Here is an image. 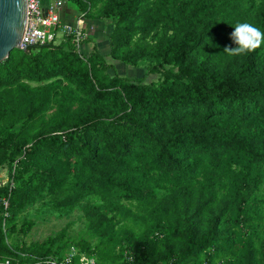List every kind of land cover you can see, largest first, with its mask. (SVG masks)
<instances>
[{
  "label": "trees",
  "instance_id": "obj_1",
  "mask_svg": "<svg viewBox=\"0 0 264 264\" xmlns=\"http://www.w3.org/2000/svg\"><path fill=\"white\" fill-rule=\"evenodd\" d=\"M65 1L71 27L0 63V256L70 249L60 235L5 244L36 204L82 206L111 252L72 248L96 264H243L255 249L243 251L241 230L264 252V0ZM82 20L111 26L109 39L95 44Z\"/></svg>",
  "mask_w": 264,
  "mask_h": 264
},
{
  "label": "rangeland",
  "instance_id": "obj_2",
  "mask_svg": "<svg viewBox=\"0 0 264 264\" xmlns=\"http://www.w3.org/2000/svg\"><path fill=\"white\" fill-rule=\"evenodd\" d=\"M47 0H44V4H46ZM65 5V4H64ZM64 7V6H63ZM61 8V10L63 9ZM100 9L98 7L93 8L92 10L87 11L90 16L98 14ZM75 10L71 15V20L75 19ZM86 21V22H85ZM81 21L80 24L85 26L84 24L89 25V20ZM76 22V20H75ZM92 22L96 24H100L101 27L97 30L94 27L90 26L89 30H87L90 36L92 35V39L95 44L102 46L104 44L103 40L109 39L113 28L110 26L106 28V30H102L105 24L100 22L99 20H92ZM102 28V29H101ZM84 30V29H83ZM102 30V31H99ZM104 38V39H103ZM92 42L83 43L81 49L87 55L91 51ZM145 45L142 42L138 35H134L131 42V47L141 48ZM144 67V64H141ZM120 70L121 74L134 75V69L128 68L131 71H126L125 66L119 65L116 67ZM152 77H149L147 80H151ZM8 166H4L0 168V186H3L8 181ZM262 196L264 198V184L262 186ZM261 208L264 209V204L261 205ZM134 212L138 215V211L134 210ZM31 223L30 228L27 227V223ZM25 223V224H24ZM122 223V222H121ZM24 224L23 229L22 225ZM16 232L12 237H8L5 240V244L7 246H11L14 242H20V246L25 245L29 246L32 244H41L47 238L57 237L58 235L62 244H67L68 246H76L80 242H85L90 246V251L93 252L97 258L101 254H108L111 252V249L105 246V243L102 242L96 236H93L89 232L88 222L85 219L84 212L82 206H78L72 210L65 211H54L52 209H47L40 204H36L31 210L22 214L20 218H18V223L15 228ZM3 231L7 232L6 228H3ZM250 231L249 230H241V240L243 242V251L249 249H255L254 253L251 255L243 253L244 258L242 259L243 264H264V252L260 249V242L257 239L249 240ZM19 246V247H20ZM235 250H238L237 247ZM241 257L240 254L236 255H225V256H213L209 261L205 257H201L199 259V264H236V260ZM108 261V260H107Z\"/></svg>",
  "mask_w": 264,
  "mask_h": 264
},
{
  "label": "built area",
  "instance_id": "obj_3",
  "mask_svg": "<svg viewBox=\"0 0 264 264\" xmlns=\"http://www.w3.org/2000/svg\"><path fill=\"white\" fill-rule=\"evenodd\" d=\"M64 3L65 0H47L46 4L44 0H26V25L20 50H25L29 46L43 45L54 39V29L61 23L60 10ZM77 28L79 29L80 26L78 25ZM71 29L69 28L67 33L71 32ZM65 30L66 28L61 29L62 32ZM74 34L78 44L83 36L77 29ZM3 204L5 208L8 205L7 201H3ZM0 264H96V261L70 248L60 259L51 256L26 263L16 258L0 256Z\"/></svg>",
  "mask_w": 264,
  "mask_h": 264
},
{
  "label": "water",
  "instance_id": "obj_4",
  "mask_svg": "<svg viewBox=\"0 0 264 264\" xmlns=\"http://www.w3.org/2000/svg\"><path fill=\"white\" fill-rule=\"evenodd\" d=\"M26 25V0H0V63L20 50Z\"/></svg>",
  "mask_w": 264,
  "mask_h": 264
},
{
  "label": "crops",
  "instance_id": "obj_5",
  "mask_svg": "<svg viewBox=\"0 0 264 264\" xmlns=\"http://www.w3.org/2000/svg\"><path fill=\"white\" fill-rule=\"evenodd\" d=\"M47 2V1H46ZM45 2V3H46ZM64 7L62 10H60V18L62 20V23L67 26V27H71L72 26V22L70 21L71 15L72 13H74V8L72 7L73 5L69 2L64 3ZM94 23V22H93ZM93 23H89V25L87 24V28L89 30L90 26L94 27V29H96V26H94ZM81 25V24H80ZM86 28V29H87Z\"/></svg>",
  "mask_w": 264,
  "mask_h": 264
}]
</instances>
